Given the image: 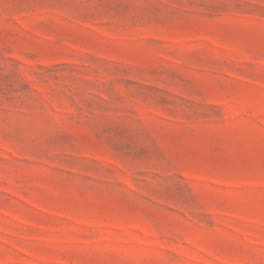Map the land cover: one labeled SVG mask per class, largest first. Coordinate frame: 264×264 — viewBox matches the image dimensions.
I'll return each mask as SVG.
<instances>
[{
  "label": "rangeland",
  "instance_id": "374dc122",
  "mask_svg": "<svg viewBox=\"0 0 264 264\" xmlns=\"http://www.w3.org/2000/svg\"><path fill=\"white\" fill-rule=\"evenodd\" d=\"M0 264H264V0H0Z\"/></svg>",
  "mask_w": 264,
  "mask_h": 264
}]
</instances>
